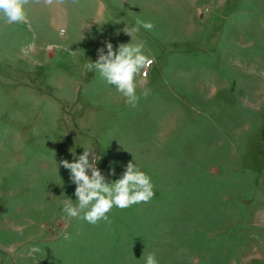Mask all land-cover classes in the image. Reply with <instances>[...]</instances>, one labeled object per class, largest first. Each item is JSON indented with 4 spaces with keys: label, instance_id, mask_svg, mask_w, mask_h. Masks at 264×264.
I'll use <instances>...</instances> for the list:
<instances>
[{
    "label": "rangeland",
    "instance_id": "rangeland-1",
    "mask_svg": "<svg viewBox=\"0 0 264 264\" xmlns=\"http://www.w3.org/2000/svg\"><path fill=\"white\" fill-rule=\"evenodd\" d=\"M26 12L0 20V264H264V0ZM137 20L154 25L133 36L153 63L132 107L85 64L131 43ZM84 149L109 183L134 163L153 198L110 224L66 218L76 185L60 162Z\"/></svg>",
    "mask_w": 264,
    "mask_h": 264
},
{
    "label": "clouds",
    "instance_id": "clouds-1",
    "mask_svg": "<svg viewBox=\"0 0 264 264\" xmlns=\"http://www.w3.org/2000/svg\"><path fill=\"white\" fill-rule=\"evenodd\" d=\"M32 0H0V20L8 24H20L27 21L26 6ZM38 3L39 0H36ZM46 4H52L53 0H44ZM76 0H73L75 3ZM63 3V0H57ZM152 30L151 22L137 20L135 26L124 30L132 37L131 43L120 44L118 50H113V45L106 44L104 48L98 49L96 62L88 61L85 69L88 72L98 73L106 84L114 86L127 104L135 107L139 96L137 88L143 87L147 78V71L153 60L145 53L143 41L133 42V36L140 28ZM150 90L143 88L141 95L145 98ZM75 156V153H73ZM98 158L92 150L84 149L75 162L63 160L60 163L70 171L71 181L76 185V203L71 199L62 201V212L66 218H81L91 225H97L100 221L108 224L111 220L108 213L112 208L126 209L141 202L147 203L154 196V185L151 178L141 171L134 163L130 162L121 178L111 183L106 181L104 175L96 167ZM90 171V174H89ZM114 174V172L112 173ZM145 264H158L155 253H149L145 258Z\"/></svg>",
    "mask_w": 264,
    "mask_h": 264
}]
</instances>
